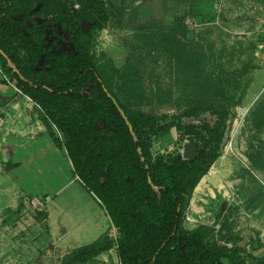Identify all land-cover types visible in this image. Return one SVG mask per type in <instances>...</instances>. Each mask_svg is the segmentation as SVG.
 <instances>
[{"label":"trees","instance_id":"obj_1","mask_svg":"<svg viewBox=\"0 0 264 264\" xmlns=\"http://www.w3.org/2000/svg\"><path fill=\"white\" fill-rule=\"evenodd\" d=\"M109 6L106 0H0V81L13 83L39 106L48 135L117 232L113 237L107 230L71 249L65 261L85 264L115 247L119 264H264V253L245 254L241 246L218 242L205 225L183 226L194 188L220 155L230 108L244 92L238 77L247 67L213 77L196 52L176 44L168 51L198 94L183 115L210 111L214 123L165 120L166 114L133 108L111 88L91 52L109 15L122 12ZM171 127L181 142L193 140V160L178 152L152 153L151 136ZM22 209L20 200L15 210H5L3 221L13 223Z\"/></svg>","mask_w":264,"mask_h":264},{"label":"rangeland","instance_id":"obj_2","mask_svg":"<svg viewBox=\"0 0 264 264\" xmlns=\"http://www.w3.org/2000/svg\"><path fill=\"white\" fill-rule=\"evenodd\" d=\"M106 2L108 9L109 4H117L122 12L109 15L106 25L96 33L91 52L111 88L133 108L149 114H166L169 119L165 120L214 123L216 116L210 111L198 117L183 115L198 94L191 78L168 51L176 44L196 52L204 70L213 77L244 71L247 67L238 77L240 86L245 85L244 92L241 102L230 108L220 155L194 188L184 209L183 226L193 229L205 225L211 228L210 237L228 246H241L245 254L263 247L264 0ZM8 84L22 98L21 107L39 113V106L13 83ZM0 93L10 94L11 89L0 83ZM6 108V104L0 105V121ZM181 137L175 127L152 135V153H180L182 143L188 139L184 137L181 142ZM7 162L1 160L3 168ZM28 164V174L16 181L19 187L51 189L61 185L69 174L63 165L49 174L44 172L45 161L32 159ZM10 172L16 173L14 167ZM44 195H20L17 200H22L23 209L11 224L3 221L7 208L0 207V264H67L65 256L69 251L58 245L56 238L50 239L44 220L47 212L38 210L33 203L34 197ZM34 226L46 230L44 243L39 244L37 237L27 235L28 227ZM108 232L116 236L112 223ZM114 264H119L117 258Z\"/></svg>","mask_w":264,"mask_h":264},{"label":"crops","instance_id":"obj_3","mask_svg":"<svg viewBox=\"0 0 264 264\" xmlns=\"http://www.w3.org/2000/svg\"><path fill=\"white\" fill-rule=\"evenodd\" d=\"M0 83L11 89L10 94L0 93V105H7L4 119L0 121V207L15 210L20 195H48L50 200L45 206L47 217L44 220H47V231L52 241L56 238L58 245L62 244L70 251L96 240L109 229L111 223L105 208L73 173L65 150L59 148L48 135L39 113L33 108H22V98L12 90L13 86L1 81ZM32 159L46 162L44 172L50 174L58 165H63L69 174L62 180L61 185L51 189L19 187L16 181L28 174V163ZM1 160L8 161L6 168H3ZM52 163L54 165L51 167ZM11 167L16 170L15 174V171L10 172ZM3 182H7V185ZM28 230L27 235L37 237L40 241L37 243L46 241L47 233L43 227H28ZM251 253L260 256L264 253V246L253 249ZM115 255L116 250L113 247L98 254L92 262L100 260L104 264H114L115 259H118Z\"/></svg>","mask_w":264,"mask_h":264},{"label":"water","instance_id":"obj_4","mask_svg":"<svg viewBox=\"0 0 264 264\" xmlns=\"http://www.w3.org/2000/svg\"><path fill=\"white\" fill-rule=\"evenodd\" d=\"M37 20L39 22L42 21L39 17H37ZM55 25H56L58 33L62 34L63 31L60 27V24L58 22H56ZM87 25H89V23L87 21L82 22L83 29H86ZM196 155H197V149H196V145L193 142V140L192 139L185 140L182 143V149H181V152L179 153V157L184 158V159H188V160H193ZM128 180H130V179L128 178Z\"/></svg>","mask_w":264,"mask_h":264},{"label":"built area","instance_id":"obj_5","mask_svg":"<svg viewBox=\"0 0 264 264\" xmlns=\"http://www.w3.org/2000/svg\"><path fill=\"white\" fill-rule=\"evenodd\" d=\"M75 6L77 7L78 4H75ZM1 72V71H0ZM4 77V76H3ZM7 79V78H6ZM11 83V82H9ZM14 85V84H13ZM15 87V86H14ZM16 88V87H15ZM17 89V88H16ZM18 90V89H17ZM29 98V97H28ZM30 99V98H29ZM50 200V197L48 195H44V196H37L36 198H33V203L36 206V208L38 210H43V207L46 206V203ZM188 218V217H187ZM189 221H191V217L189 216L188 218Z\"/></svg>","mask_w":264,"mask_h":264},{"label":"bare ground","instance_id":"obj_6","mask_svg":"<svg viewBox=\"0 0 264 264\" xmlns=\"http://www.w3.org/2000/svg\"><path fill=\"white\" fill-rule=\"evenodd\" d=\"M203 179V176L201 177V180ZM199 182H200V180H199ZM198 184V183H197Z\"/></svg>","mask_w":264,"mask_h":264}]
</instances>
